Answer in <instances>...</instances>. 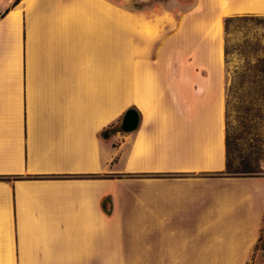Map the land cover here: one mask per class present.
I'll return each mask as SVG.
<instances>
[{"label": "crops", "instance_id": "0c3cea01", "mask_svg": "<svg viewBox=\"0 0 264 264\" xmlns=\"http://www.w3.org/2000/svg\"><path fill=\"white\" fill-rule=\"evenodd\" d=\"M131 1L0 0V264L253 260L264 176L218 175L217 22L264 0Z\"/></svg>", "mask_w": 264, "mask_h": 264}, {"label": "trees", "instance_id": "16d2710c", "mask_svg": "<svg viewBox=\"0 0 264 264\" xmlns=\"http://www.w3.org/2000/svg\"><path fill=\"white\" fill-rule=\"evenodd\" d=\"M20 0H13L12 6L16 5ZM126 9L134 11L122 4ZM8 8L6 9V11ZM252 27H259L264 29V15L246 13L243 15L235 14L225 16L223 19L224 28V63L230 73L229 86L226 93L225 104V121H226V135H225V147H226V163L223 171L218 173L219 176H262L260 174V163H251V159L248 157H241L240 155H234L236 148L235 136H230L229 133V112H230V99L233 97L234 88L244 85L245 83H252V85H262L259 88L261 95L264 96V32L259 34V40L254 35H250ZM237 31L241 34V41L237 44H232L231 40L234 37V32ZM256 40H253V39ZM235 51L244 60L243 63L235 65L233 69L229 70V55ZM253 57L255 63L253 66L249 64V58ZM248 71H252V75L248 76ZM235 85V86H234ZM119 129L120 126H119ZM113 130L112 126L104 128L100 132V136L106 137ZM95 176V175H91ZM4 178V177H0ZM104 209L110 210V201L105 198ZM261 237L258 243L255 245V250L259 247ZM264 248V247H262Z\"/></svg>", "mask_w": 264, "mask_h": 264}, {"label": "rangeland", "instance_id": "374dc122", "mask_svg": "<svg viewBox=\"0 0 264 264\" xmlns=\"http://www.w3.org/2000/svg\"><path fill=\"white\" fill-rule=\"evenodd\" d=\"M175 0H134L126 4V6L134 11H143L150 9L153 5H170L174 4ZM126 8V7H125ZM246 14V13H243ZM240 14V15H243ZM235 15V14H234ZM225 16L219 17L217 23L222 25L223 40L224 28L223 19ZM209 29H217V24L208 27ZM250 35H254L259 40V34L264 32V29L259 27H252ZM253 40H256L255 38ZM241 41V34L237 31L234 32V37L231 40L232 44H237ZM229 70L231 71L235 65L244 62L242 58L233 51L229 55ZM249 64L254 65L253 57H250ZM227 76V87L229 86L230 73L225 66ZM252 75V71H248V76ZM250 77V76H249ZM235 86V85H234ZM262 85H252V83H245L244 85L234 88L233 97L230 99V112H229V133L230 136L236 138V148L234 155L241 157H248L251 163H260V174L264 176V96L261 95L259 88ZM227 93V88H226ZM121 123V122H120ZM264 181V177H263ZM264 187V182L261 185ZM264 232L261 235L259 247L256 249L253 260L250 264H264Z\"/></svg>", "mask_w": 264, "mask_h": 264}, {"label": "water", "instance_id": "95a60500", "mask_svg": "<svg viewBox=\"0 0 264 264\" xmlns=\"http://www.w3.org/2000/svg\"><path fill=\"white\" fill-rule=\"evenodd\" d=\"M139 122V114L133 107L128 108L121 119L120 128L124 132H130L134 130Z\"/></svg>", "mask_w": 264, "mask_h": 264}]
</instances>
